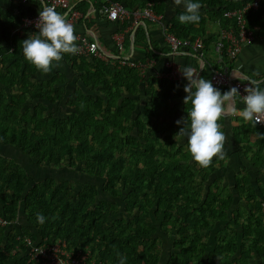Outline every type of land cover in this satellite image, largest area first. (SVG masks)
I'll use <instances>...</instances> for the list:
<instances>
[{
	"label": "trees",
	"instance_id": "obj_1",
	"mask_svg": "<svg viewBox=\"0 0 264 264\" xmlns=\"http://www.w3.org/2000/svg\"><path fill=\"white\" fill-rule=\"evenodd\" d=\"M111 1L130 9L148 0ZM150 1L152 9L170 22L168 29L172 33L192 38L203 36L206 22L222 27L232 23L222 12L246 0H192L202 5L200 21L186 25L178 21L184 7L174 8L168 14L169 0ZM86 2L75 1L72 7L83 12ZM98 3H92L94 8ZM16 9L13 13L12 6L0 8V145L22 149L35 167H41L40 162L55 167L64 158L70 163L81 162L83 173L102 180L101 190L107 196L95 202L96 188L92 183H83L73 194L65 180L53 182L44 177L34 181L22 166L0 155V215L11 219L17 213L15 223L0 226V264H21L23 252L17 249L11 253L14 245L18 246L14 239L17 233L28 235L33 241L64 237L73 246L88 247L96 259L115 264H120V257L125 258V264H157L158 254L153 246L158 243L154 235L170 230L178 237L172 240L163 264H261L263 186L259 191L261 198L245 191V196L254 201L246 209L244 219L238 221L245 207L232 204L230 192L218 196L221 189L215 186L208 185L202 191L201 183L208 178L205 170L201 169L196 180L195 168L189 165L185 154L179 148L165 149L157 139L164 125L155 124L149 115L158 114L161 107L166 114L174 115L180 105L181 116L175 117V123L187 119L191 105L183 102L187 95L184 79L171 82L154 79L152 75L140 79L130 67L109 66L97 58L64 54L66 70L76 82L69 93L64 92L67 82L62 72L53 71L46 78L32 81L42 73L23 57L22 41L28 38L27 30L21 35L10 33L27 14L20 6ZM245 18L256 37L264 35V0ZM211 40L203 37L205 58L215 68ZM133 45L143 56L154 55L152 50L158 48L142 27L135 30ZM205 76L203 73L202 77ZM6 90L10 91L8 98ZM137 91H143V99ZM181 95V101L169 105L170 100ZM27 97L30 108L24 106ZM63 97L69 111L60 116L43 114L46 103L57 104ZM233 118L243 121L238 116ZM241 125L254 138L244 145L249 152L247 160L264 172V130L250 122ZM131 130L134 132L130 133ZM255 176L258 181V175ZM241 189L235 184L237 192ZM116 200L121 201L122 212L118 211ZM38 213L45 217L43 224L37 222ZM117 213L120 214L106 221ZM223 220L221 231L208 245L199 230H207ZM220 257L229 259L224 261Z\"/></svg>",
	"mask_w": 264,
	"mask_h": 264
},
{
	"label": "built area",
	"instance_id": "obj_2",
	"mask_svg": "<svg viewBox=\"0 0 264 264\" xmlns=\"http://www.w3.org/2000/svg\"><path fill=\"white\" fill-rule=\"evenodd\" d=\"M19 1L26 2V0ZM35 1L37 5L34 10L23 15L19 23L11 29V33L20 35L23 30H27L32 35L39 31L35 23L39 19L41 0ZM95 1L97 0H88L85 11L81 12L72 7L70 0H45L46 4L54 7L74 26L77 36L76 43L80 49L79 53L75 55L97 58L109 66L130 67L135 70L140 79L152 75L154 79L171 82H178L184 78L179 70L183 69L179 59L183 55H188L193 58L194 63L188 64L186 67L191 66L196 69L199 77L201 68H206L207 80L211 81L213 86L219 90L228 91L232 87H236L240 93L236 97V101L241 107H245L242 103V96L247 94L245 88L249 86L248 78L231 63L242 46L251 44L258 38L253 29L247 26L245 15L249 11L255 10L260 0H246L222 12L224 17L232 20V23H228L224 27L218 25L216 38L211 43L215 68H211L205 58L206 49L203 36L196 35L192 38L176 36L168 29L170 22L164 18L163 14L152 9V1L148 0L141 6L130 9L111 0H98V6L94 8L92 3ZM91 11L96 13L97 18H103V20L114 22L117 25V29L109 35L111 48L101 45L94 36H89L91 34L87 35L85 32L76 30L79 24L84 29L82 19L85 20ZM146 21L154 22L157 26L155 33L158 36L156 41L158 48L152 50L154 55L143 56V53L140 52L141 55L134 56L133 54L138 49L133 45L134 32L139 27L147 29ZM123 39L126 40V44H123ZM233 73L240 79L233 78ZM185 82L187 83V80ZM255 127L264 130V123L257 124ZM16 217L17 213L11 219L0 215V226L11 224V222L15 223ZM14 239L19 247L14 245L11 253L17 249L23 252L21 264H115L106 259H96L88 247L73 246L64 237H56L51 240L43 237L33 241L28 235L17 233ZM262 249L261 264H264V242Z\"/></svg>",
	"mask_w": 264,
	"mask_h": 264
},
{
	"label": "clouds",
	"instance_id": "obj_3",
	"mask_svg": "<svg viewBox=\"0 0 264 264\" xmlns=\"http://www.w3.org/2000/svg\"><path fill=\"white\" fill-rule=\"evenodd\" d=\"M182 3L185 11L178 16L179 23L198 24L202 5L192 0H174L177 6ZM40 8L39 19L35 23L39 31L22 41V54L38 71L48 74L59 66L64 54L75 55L80 49L76 43L74 26L54 7L46 4L45 0H41ZM179 70L187 80L184 87L187 95L183 102L191 107L187 109V119L176 121L178 125L183 124L178 134L187 137V152L192 161L207 168L214 158L224 159L226 156V135L218 123L226 112L251 122L253 126L264 123V89L259 87L264 80L248 78L249 86L245 88L247 94L242 96L245 107L237 109L234 105L240 93L236 87L222 93L211 81L199 77L196 69L191 66ZM253 75L259 76L260 73L256 71ZM232 76L240 79L235 73ZM36 219L40 224L45 222L41 213L37 214ZM120 264H125L124 257H120Z\"/></svg>",
	"mask_w": 264,
	"mask_h": 264
},
{
	"label": "rangeland",
	"instance_id": "obj_4",
	"mask_svg": "<svg viewBox=\"0 0 264 264\" xmlns=\"http://www.w3.org/2000/svg\"><path fill=\"white\" fill-rule=\"evenodd\" d=\"M167 6L168 7L166 9L168 10V14H170L174 8L184 7L183 3L179 6L175 5L174 0H169V3ZM210 26H213V25H210ZM147 29L150 32L149 33L150 38L153 39L155 30L157 29L156 24L154 22L147 24ZM53 71H56L58 73L62 72L64 74L66 82H67L64 85V92L65 94L69 93L72 90L76 82H75V77L73 75H70L69 72L66 70V65L64 64V61L61 60L59 63V66L54 67L51 72ZM50 73L35 76V78H31V80L34 81L35 79L46 78L50 76ZM153 85H156V83L154 82ZM13 89H17V88L14 87ZM12 91L13 90H11V92ZM9 92L10 91L6 90L5 92L6 98H8ZM137 93H139L140 95L139 97H141V99L144 98L143 91H139V92L137 91ZM28 98L29 97L25 98L24 106H28L30 108L29 106L30 101ZM182 98L183 97L181 95V96L174 98L173 100H170L169 105L171 106L175 104L177 101H181ZM145 99L149 101V96L146 95ZM31 103H33V101H31ZM46 106L47 108L44 110L43 114L51 113L56 116H60L62 115V113L69 111V107L66 106L64 103V97L61 102L57 104L46 103ZM179 108H180V105H178V111L174 115L166 114L164 112L165 111L164 107L160 108V112L158 114L156 113L153 115H149L150 120H153L155 124L164 125V129L162 128V130L157 133L158 141L162 144L163 147H165V149L166 148L167 149L179 148L180 149L179 151L185 154L189 165H193L195 168V179L196 180H198L199 176L201 175V169L205 170V173L208 174V178L205 179L201 183L202 191L205 189V187L210 185L212 188L215 186L216 188L221 189V192L218 194V196L224 195V193L226 192H230L233 196L232 204L236 202V203L242 204L245 207V209L242 210L241 218H238V221L243 220L244 219L243 216L245 215L246 209H248L249 205H251L254 201L253 198H248L247 196H245L246 195L245 191L253 193L254 196L256 195V198L257 197L261 198V194H259L258 192L261 191L260 187H262L261 184H259L256 181L257 177L255 176L254 172L251 170L245 169L239 163L243 159L245 158L247 159V156H243L242 158L237 160L236 157H232L231 154L229 153V154H226L224 159L216 160L217 162L215 161V164H214L215 167L213 166H209L207 168L200 167L198 164L192 161L190 154L187 152V137L181 136L178 134L181 127L176 126L175 117L181 116L179 112ZM235 108L242 109L240 106H237V105L235 106ZM229 115H230V118L234 117V115H232L230 112H229ZM236 122L238 123V121L237 120L235 121V119L232 122L231 121L229 122L230 125H232L228 127L230 129V132H232L233 129H236V126L238 125L236 124ZM133 132H134L133 130L130 131V133H133ZM227 135H229L228 132H227ZM240 135L241 134L238 132L237 136L235 137L231 135L230 133V136L228 138L226 137V139H230V140L232 139L233 143L237 142L238 144H244L246 139L244 138L242 139ZM164 140H166V142H164ZM249 140H251V138ZM0 155L4 156L7 159H12L14 162L22 166L31 175L34 181L43 179L44 177L51 178L53 182H59V181L65 180L67 185L72 188L71 193L73 194H75L76 190L79 189L83 183H86V182L92 183L94 184L96 188L95 202L99 201V199H101L102 197L107 196V194H105L101 190L102 180L97 178L96 176L87 175L86 173H83L81 171L82 169L81 162H73V163L71 162L70 163V160H68L67 158H64L61 160L60 164L55 167H53L51 164L43 163V162L39 163L41 167H35V164L29 161V159L25 155V152L22 149H16L12 146L9 148H6L1 145H0ZM239 155L241 157L240 153ZM36 166H39V165L36 164ZM259 175L260 174H258V176ZM259 178L261 179L260 176ZM261 180L264 181V178ZM214 183L215 185H213ZM235 184L242 187L240 193L235 190ZM262 192L264 193V187L262 188ZM116 206L118 208V211L122 210L121 201L119 202L118 200H116ZM111 208H113V205L111 206ZM120 213H117L115 215L112 214L108 216V219L106 221H108L111 217L117 216ZM150 219L152 222L155 223V218L152 215ZM224 222H225L224 220L215 222L213 226L207 230L200 229L199 235H201V239L205 241L206 243H208V245H211L213 243L214 235L221 231L219 228L223 226ZM30 230L32 231V229ZM173 231L174 230H170V232L167 234L166 232L157 231L156 235H154V239L158 243L157 245L153 246V251H155L158 254L157 264H163L164 262L163 260H165L166 258V252H168V250L171 248L172 240L178 237V235ZM239 239H240V236H239ZM238 246L239 244H237L236 246V251H235L236 254L238 252V249H237ZM220 258L224 261L229 259L227 257L225 258L220 257ZM252 261H253V258L251 259L250 263Z\"/></svg>",
	"mask_w": 264,
	"mask_h": 264
},
{
	"label": "crops",
	"instance_id": "obj_5",
	"mask_svg": "<svg viewBox=\"0 0 264 264\" xmlns=\"http://www.w3.org/2000/svg\"><path fill=\"white\" fill-rule=\"evenodd\" d=\"M75 1H79V0H70L71 5H73V3ZM86 1H88V0H86ZM87 4L88 3L86 2V6H87ZM36 5H37L36 2H31L29 0H26V2H24V3L20 2L19 0H0V8L8 9L12 6L13 13H15L17 11L16 6H20L21 10H24L25 13H30L32 11V9L34 10V7ZM85 20H86L85 23L82 21L83 22L82 24L84 25V29H83V26L80 27L79 26L80 24H79L78 27H76V30L78 32H82V33L85 32V33H87V35L91 34L89 36L90 37L94 36L96 38V40H98L100 42L101 45H103L104 47L110 46V48H111V43L109 41V35L113 30L117 29L116 28L117 25L111 21H105V20H103V18H97L96 13L93 11L89 12V14ZM210 23L209 22L206 23L205 28H204L203 37L204 38L211 37L212 38L211 42H212L216 38V34H217V30H218V24L216 22L211 23V24ZM210 25H213V26H210ZM10 33H11V30H10ZM22 33H24V30L22 31ZM148 33H150V32L148 31ZM26 35L31 36V34H29V33H27ZM150 40L152 41V43L155 46H157L156 41L158 40V36L156 33H154L153 39L150 38ZM123 44H126L125 39H123ZM123 49H124V47H123ZM122 51H120V52H122ZM206 54L207 53H205V55ZM133 55L134 56L141 55L139 48L137 49V51ZM212 56H213L212 58H213V62H214L215 61L214 55H212ZM179 60H180L179 62L181 63L182 68L186 67V65H188V64L194 63L193 58L189 57L188 55H183L182 57H180ZM231 64H232V66L236 67L239 71H241V73L247 78H252V79H256V80H264V35L256 38L251 44L242 46L240 48L239 52L237 53L236 57L232 60ZM256 71H259V73H260L259 76L253 75ZM203 73L206 75L205 78L202 77ZM200 77L207 79L206 68L202 69V71L200 73ZM183 79L185 82L186 81L185 78H183ZM186 84L187 83L185 82L184 85H186ZM259 87L261 89H264V83H261L259 85ZM220 91L225 92L224 89H220ZM236 105L241 107V105L237 101L235 102L234 106H236ZM241 108H243V107H241ZM233 120H234V118L233 117L230 118L229 112H226V114L224 116H222L221 119L218 121V123L221 125V130L225 133L227 138L230 136V133L232 135V132H230V129L228 127L232 126V125H230L229 122L230 121L232 122ZM237 121H238V123L236 122V124H238V125L236 126V129H233V136L236 137L238 132H239L241 134L240 137L242 139L243 138L246 139V141L244 144H238L237 142L233 143L232 139L231 140L226 139V142L224 145V151L226 152V154L230 153L232 157H236L238 160V159L242 158L243 156L248 157L249 152L244 150V145L250 144L254 138H253L252 134L246 133L244 131V128H242L241 123L245 122V121L244 120L243 121L237 120ZM227 132L229 133V135H227ZM235 132H237V133H235ZM250 138H251V140H249ZM239 153L241 154V157H240ZM216 160H219V158L213 159V161H212L213 167H215L214 164H215ZM239 163L245 169L251 170L253 172L257 171L256 174L255 173L254 174L255 175L260 174L259 176L261 177V179L264 178V172H263L261 167L252 166L251 163H249L246 158L243 159L242 161H240ZM261 179L259 178L257 182L259 184H261V186L264 187V181Z\"/></svg>",
	"mask_w": 264,
	"mask_h": 264
}]
</instances>
